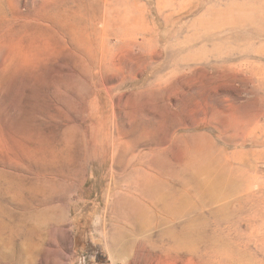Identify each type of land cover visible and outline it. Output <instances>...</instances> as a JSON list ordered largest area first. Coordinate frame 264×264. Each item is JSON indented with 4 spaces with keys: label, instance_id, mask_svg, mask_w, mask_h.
Masks as SVG:
<instances>
[{
    "label": "rangeland",
    "instance_id": "374dc122",
    "mask_svg": "<svg viewBox=\"0 0 264 264\" xmlns=\"http://www.w3.org/2000/svg\"><path fill=\"white\" fill-rule=\"evenodd\" d=\"M0 264H264V0H0Z\"/></svg>",
    "mask_w": 264,
    "mask_h": 264
}]
</instances>
